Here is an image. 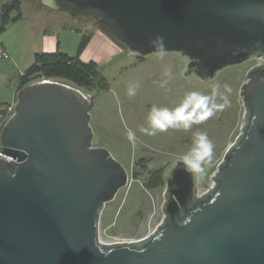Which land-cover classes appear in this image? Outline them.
<instances>
[{
	"label": "water",
	"instance_id": "1",
	"mask_svg": "<svg viewBox=\"0 0 264 264\" xmlns=\"http://www.w3.org/2000/svg\"><path fill=\"white\" fill-rule=\"evenodd\" d=\"M46 6L92 16L133 55H181L186 78L208 82L227 66L260 62L241 87L242 131L213 183L203 174L194 180L174 160L165 172L163 220L133 242L98 238L102 211L129 174L107 148L93 145L95 96L57 79L21 88L0 135V150L11 157H0V264H264V0Z\"/></svg>",
	"mask_w": 264,
	"mask_h": 264
},
{
	"label": "rangeland",
	"instance_id": "2",
	"mask_svg": "<svg viewBox=\"0 0 264 264\" xmlns=\"http://www.w3.org/2000/svg\"><path fill=\"white\" fill-rule=\"evenodd\" d=\"M28 1L30 0L24 1L25 18L16 24L15 32H20L23 27L27 32L33 31L32 18L35 14H32L33 8L29 10L31 6L28 5L32 4H28ZM35 4L40 6V1L35 0ZM48 8L45 6V10ZM65 15L67 22H70L72 16L69 13ZM97 29L100 27L92 16H76V54L83 34L89 35L90 40L80 58L83 61H96L107 82L105 89L99 88L88 93L95 96V107L90 119L94 132L93 145L107 148L126 167L129 174L128 184L103 209L101 224L110 226L114 233L141 239L151 234L164 217L162 206L166 183L159 188H146L144 183L147 168L168 169L174 160L190 155L196 147L195 134L198 131L205 132L213 149L211 158L203 163V175L204 181L211 185V175L217 170L228 147L242 131L245 106L240 95L241 87L250 68L260 60L227 66L213 80L204 82L196 77L186 78L183 75L185 60L177 53L162 52L139 59L106 36L107 34L104 37L100 31L96 32ZM37 37L38 35H34L32 38V34L30 35L31 45L44 40V37ZM34 56L35 54L32 57L13 59L21 68H26L33 63ZM166 71L169 73L167 76ZM16 76L19 77L18 72ZM226 84L231 88V92L227 93L229 106L215 111L208 119L193 123L188 129L182 126L169 127L167 131H157L154 136L141 132L142 128L151 127V109L154 106L173 111L185 102L190 92L206 97L210 107L219 105L223 103L222 94ZM215 85H219L220 90L214 94ZM130 87L135 90L133 96L128 94ZM127 130L135 133V145L128 140ZM140 157L149 161L148 167L143 170L137 164ZM134 171L139 172L137 178L133 175ZM200 190L203 191L204 188L201 187Z\"/></svg>",
	"mask_w": 264,
	"mask_h": 264
},
{
	"label": "crops",
	"instance_id": "3",
	"mask_svg": "<svg viewBox=\"0 0 264 264\" xmlns=\"http://www.w3.org/2000/svg\"><path fill=\"white\" fill-rule=\"evenodd\" d=\"M24 1L22 0L21 7L22 18L10 23L6 30L0 33V40L12 55L11 59L0 58V103H12L17 100V94L20 90V74L28 68H21L13 57L17 59L21 56L32 57L39 51L55 50L70 56L76 55V17L73 20L71 17V23L67 22L65 13L68 12L51 8L45 10L46 5L40 0V6L35 4V0L28 1L30 2L28 4H32L28 5L31 6L29 10L33 8L34 13L32 12V14H35L32 18L34 19L33 31L27 32L23 27L20 32H15L17 30H14L16 24L25 18L26 6ZM99 31L105 37L106 33L101 29L96 30V32ZM31 34L32 38L34 35H38V37H44V40L36 41V44L31 45L29 40ZM17 72L19 77L16 76Z\"/></svg>",
	"mask_w": 264,
	"mask_h": 264
},
{
	"label": "trees",
	"instance_id": "4",
	"mask_svg": "<svg viewBox=\"0 0 264 264\" xmlns=\"http://www.w3.org/2000/svg\"><path fill=\"white\" fill-rule=\"evenodd\" d=\"M21 7L22 0H0V33L6 30L10 23L22 18ZM89 40L90 36L83 34L80 48L75 56H70L59 50L36 52L33 63L23 74H20L19 89L42 77L71 83L87 93L99 88L105 89L106 78L99 70L97 62L94 60L83 61L80 58L81 52ZM148 162L145 157H140L137 160V164L142 170L148 167ZM166 170L164 167L147 168L145 187L149 189L162 187L165 184ZM138 174V171L133 172L136 178Z\"/></svg>",
	"mask_w": 264,
	"mask_h": 264
},
{
	"label": "clouds",
	"instance_id": "5",
	"mask_svg": "<svg viewBox=\"0 0 264 264\" xmlns=\"http://www.w3.org/2000/svg\"><path fill=\"white\" fill-rule=\"evenodd\" d=\"M44 3L48 6H53L54 0H44ZM159 41V47L163 49L164 41L162 37H156ZM165 75H169L166 71ZM220 90L219 85L213 87V93H217ZM231 92L230 86L224 85V92L222 94L223 103L219 105L209 106L207 104V98L201 96L197 92H190L185 102L173 111H169L167 108L153 107L151 109L150 124L148 129H141V132L145 135L154 136L157 131H167L169 127L182 126L184 129L191 127L193 123H200L209 117H211L215 111L223 110V108L229 106L230 101L227 93ZM128 94L130 96L135 95L134 88H129ZM191 109V110H190ZM196 147L190 155H184L180 163H182L187 170H190L193 174V179H196L198 174H203V163L206 159H210L212 156L213 145L209 140L207 133L198 131L196 134ZM128 140L135 145L136 135L130 130H127Z\"/></svg>",
	"mask_w": 264,
	"mask_h": 264
},
{
	"label": "built area",
	"instance_id": "6",
	"mask_svg": "<svg viewBox=\"0 0 264 264\" xmlns=\"http://www.w3.org/2000/svg\"><path fill=\"white\" fill-rule=\"evenodd\" d=\"M0 58L2 59L11 58L10 51L5 47V45L2 43L1 40H0ZM21 74H23V72H21ZM53 79L54 78L42 77L38 79L37 81H45V80H53ZM15 104H16V101L12 103H0V135H1V131L4 125L15 112ZM0 157L11 159V157L7 156L1 150H0ZM110 229H111L110 226H102L100 222L99 234H98V238L100 242L111 244V243H117V242H133V241L139 240V239H134L126 235L114 233Z\"/></svg>",
	"mask_w": 264,
	"mask_h": 264
},
{
	"label": "flooded vegetation",
	"instance_id": "7",
	"mask_svg": "<svg viewBox=\"0 0 264 264\" xmlns=\"http://www.w3.org/2000/svg\"><path fill=\"white\" fill-rule=\"evenodd\" d=\"M73 18V17H72ZM139 59H144V58H146V57H139V56H137ZM171 165V164H170Z\"/></svg>",
	"mask_w": 264,
	"mask_h": 264
}]
</instances>
